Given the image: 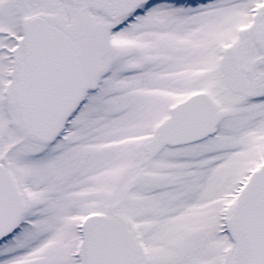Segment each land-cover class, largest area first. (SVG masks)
Masks as SVG:
<instances>
[{
    "label": "snow or ice",
    "instance_id": "obj_1",
    "mask_svg": "<svg viewBox=\"0 0 264 264\" xmlns=\"http://www.w3.org/2000/svg\"><path fill=\"white\" fill-rule=\"evenodd\" d=\"M0 264H264V0H0Z\"/></svg>",
    "mask_w": 264,
    "mask_h": 264
}]
</instances>
